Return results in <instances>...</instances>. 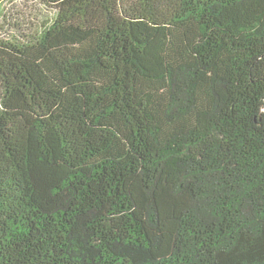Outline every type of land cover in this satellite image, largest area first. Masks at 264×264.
Segmentation results:
<instances>
[{
    "label": "trees",
    "instance_id": "1",
    "mask_svg": "<svg viewBox=\"0 0 264 264\" xmlns=\"http://www.w3.org/2000/svg\"><path fill=\"white\" fill-rule=\"evenodd\" d=\"M13 1L0 264H264V0Z\"/></svg>",
    "mask_w": 264,
    "mask_h": 264
},
{
    "label": "rangeland",
    "instance_id": "2",
    "mask_svg": "<svg viewBox=\"0 0 264 264\" xmlns=\"http://www.w3.org/2000/svg\"><path fill=\"white\" fill-rule=\"evenodd\" d=\"M8 11L20 24L34 31L40 22L51 16V10L41 6L38 0H14L8 4ZM26 29V28H25Z\"/></svg>",
    "mask_w": 264,
    "mask_h": 264
}]
</instances>
